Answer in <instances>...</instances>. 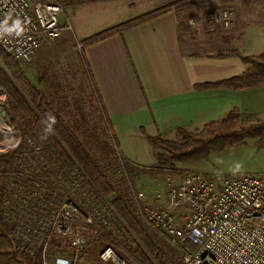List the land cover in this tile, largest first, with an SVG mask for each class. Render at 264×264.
Wrapping results in <instances>:
<instances>
[{
  "label": "crops",
  "instance_id": "crops-1",
  "mask_svg": "<svg viewBox=\"0 0 264 264\" xmlns=\"http://www.w3.org/2000/svg\"><path fill=\"white\" fill-rule=\"evenodd\" d=\"M57 1L71 25L61 33L70 34L75 47L97 32L177 0ZM215 1L177 5L84 47L89 84L101 102L102 117L115 136L118 153L133 167L154 162L147 136L173 139L178 128L198 130L234 108L264 112V82L244 89L203 86L243 71L238 58L217 53L246 47L252 33V20L238 26V7L236 26L210 29L209 10Z\"/></svg>",
  "mask_w": 264,
  "mask_h": 264
},
{
  "label": "built area",
  "instance_id": "built-area-1",
  "mask_svg": "<svg viewBox=\"0 0 264 264\" xmlns=\"http://www.w3.org/2000/svg\"><path fill=\"white\" fill-rule=\"evenodd\" d=\"M63 6L57 0H0V47L5 55L16 61L29 62L40 47L42 39L59 36L71 25L62 19ZM233 13L229 9L217 10L209 17L210 29L231 26ZM190 23H193L192 21ZM1 63V60H0ZM6 94L0 89V153L11 151L20 137L4 108ZM168 180L164 192L155 193L156 205L139 206L145 196L136 191V214L153 234L163 239L180 257L179 264H264V174L227 176L220 180L205 178L200 173H188L176 181ZM9 195L4 199L7 217L15 222V234L20 242L17 252L32 258L37 264H77L89 239L98 240V229L85 233L84 225H97L110 231L116 238L126 241L130 233L122 219L114 212L111 202L101 196L102 203L85 209L75 198L65 199L56 205L50 219L20 215L21 209L38 208L23 193L15 180L10 182ZM32 196L48 203L46 189L36 180L28 187ZM21 191V190H20ZM22 192V191H21ZM37 198V197H36ZM164 199V204L157 201ZM183 206L188 210L178 220L173 208ZM33 217L32 221L29 218ZM81 224L73 227L71 220ZM95 218V219H94ZM55 232L67 236L70 249L63 253H50ZM49 245V246H48ZM123 251L104 245L99 261L126 264Z\"/></svg>",
  "mask_w": 264,
  "mask_h": 264
},
{
  "label": "trees",
  "instance_id": "trees-1",
  "mask_svg": "<svg viewBox=\"0 0 264 264\" xmlns=\"http://www.w3.org/2000/svg\"><path fill=\"white\" fill-rule=\"evenodd\" d=\"M201 1L179 0L86 38L82 42L83 52L78 57L82 77L87 81L90 79L84 59L86 45L157 17L169 10L171 5L196 4ZM217 55L238 58L244 65V69L229 78L206 82L203 84L204 87L244 89L264 82V51L249 54L238 48H228ZM0 60V85L7 94L4 108L9 120L22 137L18 148L0 153V165L3 167L0 166V175L6 170L16 173L27 171L29 177L33 178L27 187H32L36 180H42L46 185L58 186L72 192L74 194L72 197L75 199V192L84 191L88 186L92 189L95 200L89 198L86 201L91 205L97 204L101 196L107 198L113 210L138 240L139 243L128 251L136 264H174L136 214V201L133 199L137 191L134 185L135 169L130 161L115 151L118 148L115 136L110 133L109 123L102 117L101 102L97 100L94 89L95 111L99 114L102 132L108 137V143L112 149V154L108 153L109 147L106 146L104 157L110 162L112 173L117 177L113 179L101 167L87 142L80 138L75 121L65 119L61 111L25 77L20 63L5 55L1 47ZM52 120H54L52 124L54 133L46 134V128ZM176 134V139H166L160 134L147 136L155 157L152 168L171 169L176 163H193L205 159L211 153L224 151L243 143L247 138L264 139V120L259 119L243 124L240 111L234 108L221 118L206 122L199 130L189 131L178 128ZM116 182L125 187H120ZM44 205H46L45 202L41 204V206ZM4 225L5 230L10 234L7 225ZM97 229L103 240L112 244L115 249H122L121 243L116 241V238L108 231L99 226ZM92 244L93 242H88L86 249ZM18 258L22 264H34L32 258L25 256H18Z\"/></svg>",
  "mask_w": 264,
  "mask_h": 264
},
{
  "label": "rangeland",
  "instance_id": "rangeland-1",
  "mask_svg": "<svg viewBox=\"0 0 264 264\" xmlns=\"http://www.w3.org/2000/svg\"><path fill=\"white\" fill-rule=\"evenodd\" d=\"M178 1L179 0L174 2ZM251 1L252 4H247L244 6L246 2ZM180 5L183 4H178V6ZM173 7L175 6L171 5L170 9ZM236 7L241 9L242 16V20L238 26L241 25V23H243L245 20H252V23L249 24V26L252 28L251 39L250 41L245 42L246 47L240 46L238 49L246 53L248 52L249 54H257L258 52L264 50V2H258L254 4L253 0H244V2H239L238 0H236V2H234V0H218L215 1L210 8L209 17L217 10H231L233 13L231 26L227 28L218 27L220 28L219 30L227 31L237 25L238 15L236 14ZM62 18L64 20L66 19L64 17V13ZM82 44L83 43L80 42L79 46H77V44H75V47L72 46L71 35L61 33L57 37L43 39L40 48L35 52V56L33 59L31 58L32 60L30 62L15 61L20 63L25 77L39 89V91L53 106L61 111L62 116L67 120L72 119L75 121L78 126L80 138L84 142H87L88 147L94 153L98 162H100L101 167H103L105 172L113 179L117 177L112 173L113 171L110 168V162L104 157L105 147H109L108 153L111 154L112 149L109 146L108 137L102 132L99 114L97 111H95V93L93 94V88L90 87L89 81L85 80L79 71L80 68L78 57L83 52ZM230 45L231 42H226L225 47H230ZM0 89L2 90L1 85ZM6 98L7 94L5 101ZM236 109L240 111L241 122L243 124L252 123L259 119L264 120V112L261 110V112H252L247 109ZM1 121H3L2 116H0V122ZM14 128L20 137V142L14 148L12 147L11 150L18 148L22 140L17 128ZM176 138L177 136H175L173 139ZM115 151L118 153V148L117 150L115 149ZM118 154L121 155L120 152ZM154 162L152 164L150 163L147 165L133 167L136 173L134 177L135 188L137 191H142L145 196L140 202H138L139 206L156 205L154 198L155 193L164 192L167 189L168 180H172L171 182L176 181L188 173H200L205 178L212 180H220V178L223 179L224 177L234 175L255 173L264 174V139H258L257 137L247 138L243 143L237 144L221 152L211 153L205 159H201L193 163H176L175 167L171 169H154L152 168ZM237 165H239V168L236 167ZM0 166L2 167V165ZM12 179L23 186V188H15L18 193H23V199H28L33 204L38 206L36 210L32 211L21 209V211L17 212V214L20 215H24L25 213L26 215H31L33 217H43L45 220H49L54 207L65 201L67 198L72 199V196L74 195L72 192H68L63 188L58 186H49L46 185L42 180H38L41 183V186L46 189L45 193H49L52 190L54 191L52 194H45L48 197V203L44 205L43 209H40L39 205L41 200L38 199V195L36 196L37 198L32 196L29 192V188L27 187L30 185L31 180L33 179L29 177L27 171L23 173H16L6 170L3 172L0 175V264L2 262H8L10 264H22L19 261L18 256H26L17 252L16 246L20 240L17 239L15 234L16 225L13 220L7 217L8 210H5V205L3 203L4 199L9 195V189L11 188L10 182ZM118 185L122 188L125 187L121 183H118ZM75 195V202L83 204L85 209L97 207L99 203H102V200H99L98 205L92 206L88 201H86L89 198H91V200H95L94 193H92V189H90L88 186L84 191H76ZM157 203L163 205L164 199L157 201ZM173 211L177 214L176 218L181 220L188 210H186L185 207L180 206L173 208ZM33 217H30L29 221H32ZM80 221H82L81 217H79L78 220H71L69 225L75 227L81 224ZM3 223L7 225L10 234L5 230V225ZM97 227L98 225L96 222L93 225H84V232L87 233L92 229H97ZM108 232L113 237H115L110 231ZM55 233L56 234L53 235L51 240L50 253H63L64 248L70 249L67 236L59 235L57 232ZM150 233L158 242V244L164 248L167 255L173 260L174 264H179V254L170 246H168L166 242L159 236L153 234L152 232ZM125 236L126 241L131 244V247L129 248L125 246V241L123 239L115 237L116 241L120 242L122 245L121 250L115 249L112 244L103 240L101 236L98 240L89 239L88 242L91 241L93 244L90 245L88 249H86L88 244L87 242L83 251L79 255V258L82 259L77 264H112L110 262L99 261V253L107 243L112 245L116 251H123L126 254V256H123L126 264H136L128 251L139 242L131 232H126ZM32 262L37 264L35 261Z\"/></svg>",
  "mask_w": 264,
  "mask_h": 264
},
{
  "label": "clouds",
  "instance_id": "clouds-1",
  "mask_svg": "<svg viewBox=\"0 0 264 264\" xmlns=\"http://www.w3.org/2000/svg\"><path fill=\"white\" fill-rule=\"evenodd\" d=\"M54 123V120H52V123H49L47 128H46V134H53L54 133V129L52 127V124ZM237 168H239V165L236 166Z\"/></svg>",
  "mask_w": 264,
  "mask_h": 264
}]
</instances>
